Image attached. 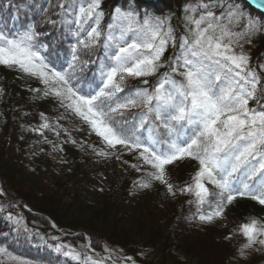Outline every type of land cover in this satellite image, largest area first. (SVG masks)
I'll return each mask as SVG.
<instances>
[{"label":"snow or ice","instance_id":"snow-or-ice-1","mask_svg":"<svg viewBox=\"0 0 264 264\" xmlns=\"http://www.w3.org/2000/svg\"><path fill=\"white\" fill-rule=\"evenodd\" d=\"M252 3L264 9V0ZM203 7V14L192 18L186 35L179 38L173 29L165 30L163 18L141 17L120 8L113 16L118 35H113L111 24L105 35L99 27L100 0H92L74 14L70 30L75 43L67 69H57L46 49L42 52L44 34L33 23L16 34L5 24L0 28V65L16 66L38 77L49 90L45 95H53L107 146H122L133 153L138 161L133 167L145 172L138 188L159 183L173 196L177 191L194 196L198 208L207 205L206 211L198 210L196 219L209 224L222 217L237 196L264 206V180L255 183L257 177H264V110L250 107V101L261 104L264 98L257 99L259 81L250 58L236 50L264 32V21L246 13L238 2L221 4L219 13ZM89 20L95 26L86 27ZM237 25L244 30L234 31ZM178 39L179 55L167 64L154 89L134 88L119 95L125 93L126 77H147L165 67L162 54L169 41L175 47ZM98 45L104 48V59L97 57L99 82L92 91L83 92L78 72L96 61L81 56H89ZM138 106L142 111L133 115L132 109ZM148 123L162 131L142 139L140 130ZM185 159L195 161L197 167L190 182L177 189L169 180L167 166ZM239 231L246 241L239 250L241 258L253 245L264 246V223L251 219Z\"/></svg>","mask_w":264,"mask_h":264},{"label":"trees","instance_id":"trees-1","mask_svg":"<svg viewBox=\"0 0 264 264\" xmlns=\"http://www.w3.org/2000/svg\"><path fill=\"white\" fill-rule=\"evenodd\" d=\"M188 1L165 0L163 4L151 7L137 0H100L99 11L103 15L99 27L107 35L108 25L111 24L113 35H118V23L113 16L115 9L120 8L123 11L138 12L141 17L148 14L163 18L165 30L173 29L179 38L186 35L189 21L204 12L202 6L208 5L219 13L221 4L237 2L246 13L264 21L263 16L256 14L240 0H203L204 5L197 2L192 7ZM91 2L92 0H0V19L4 20L6 17L5 22L12 29L11 32L25 30L28 23H33L36 30L44 34L40 37L44 46L42 52L46 49L45 54L57 69H67L71 45L75 43L70 30L74 27V14L82 6L87 8ZM46 20L56 21V24L46 23ZM90 26H95L94 20L87 21L86 27ZM259 37L261 41L250 61V67L259 81L257 99H262L264 32ZM178 45L179 39L175 47L169 41L161 57L165 67L155 74L141 78L126 77L125 93L119 95L124 96L134 88L154 89L162 81L167 64L179 55ZM103 52L104 48L98 45L89 56H81V59L96 61L83 72H78V83L83 92L92 91L99 82V63L104 59ZM98 56L100 60H97ZM144 80L148 83L145 84ZM46 91L49 90L38 77L24 73L16 66L0 65V188L6 197L19 200L25 205L26 227L36 246L35 250L25 247L26 252H31V258L61 264L63 258L52 252L58 246L50 240L52 237L69 241L73 246L83 244L87 238L90 248L99 255L113 254L112 260L99 259L100 262L97 263L85 261L82 264H132V261L135 264H185L180 256L195 257L197 246L217 247V244L212 243L214 225L201 224L196 219L198 210L206 211L207 205L198 208L194 196L181 194L179 191L169 197L165 194L164 186L159 183H154L149 189L138 188V183L145 179V172L133 167L138 164L136 157L122 146L112 148L120 158L113 181L108 189L97 190L93 176L100 167L93 162L92 155L103 140L82 120L61 107L53 95H45ZM250 107L264 110V102L257 104L255 100L250 101ZM51 109L58 110L64 124L88 134V140H76L73 146L65 147L69 157V171L59 174L53 170L50 149L60 144L63 136L45 140L32 132L33 126L43 122L42 113ZM141 111L142 108L138 106L132 109V114L136 115ZM159 131L151 123L140 130L142 139L159 135ZM35 140L39 141L42 151L37 156L28 158L25 156L27 147ZM167 167L170 182L179 189L190 182L197 164L185 159L175 161ZM261 180L264 177H257L255 183L258 185ZM206 186L210 191L213 190L211 185ZM163 196L170 212L166 228L154 220L156 201ZM224 216L230 226V254H234L240 252L246 242L239 226L251 219L264 223V206L249 197L237 196L226 208ZM55 228L61 233L55 232ZM197 229L208 232V238L205 236L206 239L196 242L198 238L190 234ZM76 230L81 233L72 235ZM15 244L16 241L12 243ZM140 245L141 249L138 248ZM248 251L252 254V264H264V246L253 245ZM210 264L225 263L218 257Z\"/></svg>","mask_w":264,"mask_h":264},{"label":"rangeland","instance_id":"rangeland-1","mask_svg":"<svg viewBox=\"0 0 264 264\" xmlns=\"http://www.w3.org/2000/svg\"><path fill=\"white\" fill-rule=\"evenodd\" d=\"M197 2L204 5L203 0H189L188 4L192 7L193 5L198 4ZM201 14H199V16ZM199 16L197 18H199ZM5 21H7L6 17L4 20L0 19V28H3L5 24L7 25ZM225 23H228V21H225ZM243 23H246V21H242V24ZM7 30L11 31L12 29L10 30V28L7 27ZM243 30L242 27H234V31ZM21 31H12V33L16 34ZM260 41L261 38L259 37V34H255L249 43H243L242 49L237 48L236 50L238 52L242 50L251 61L255 55V50L259 47L258 43ZM70 60L71 58L68 60V63ZM42 116L44 118L43 122L33 126L32 132L45 140L63 136V138H61V143L57 144L54 149H50V156H52V165L55 173L59 174L62 172H68L69 157L65 147L73 146V141L76 140L82 142L88 140V134L78 128L64 124L62 115L56 109L44 111ZM44 123H48L50 127L43 128L42 124ZM57 133H59V135H57ZM39 144L38 140L32 141L27 147L25 156L28 158L32 156L35 157L41 153L42 148ZM97 153L103 154L97 155ZM119 159L120 158L116 152L107 146L104 141H101L99 149L92 155L93 162L100 167L93 176L97 190L102 191L108 189V186L110 182L113 181L119 167ZM163 186L165 194L172 197L168 192L167 187L165 185ZM25 209L23 203L19 200H13L6 197L0 188V250H2L0 251V264H53L51 261L48 262L40 259H33L31 258V252H26L25 247L30 248V250H35L36 246L32 243V236L26 227ZM169 216L170 212L167 210L165 197L163 196L156 201L154 220L161 224L163 228H166L168 226ZM211 224L215 227V232L212 233V243L217 244V247L205 245L203 247L197 246L198 250L195 252V257L184 258V256H180V259L183 260L185 264H210L211 261L218 257H221L225 264H252V254L248 250L246 258H241L240 252H233L234 254H230L232 253L230 251L232 242L230 239H225L226 236H231L230 226L224 215ZM51 227L54 226L51 225ZM55 232L61 233L58 229H56ZM80 233V230H76L72 235H78ZM206 233L208 232L197 229L196 231L191 232L190 235H192V237H197L198 240H196V242H198L208 238ZM50 240L53 243H56L60 248L59 251H57V249H52V252L54 255L63 258L61 264H82L85 261L97 263L101 260H112L111 258L113 257L112 253H109L107 256H101L98 253H94L95 251L90 248L87 238L84 239L83 244H78L77 246H73L71 242L63 241L58 237H52ZM14 241H16V244L12 245ZM16 245L18 246L15 248ZM138 248L141 249V245Z\"/></svg>","mask_w":264,"mask_h":264},{"label":"water","instance_id":"water-1","mask_svg":"<svg viewBox=\"0 0 264 264\" xmlns=\"http://www.w3.org/2000/svg\"><path fill=\"white\" fill-rule=\"evenodd\" d=\"M137 1L145 6H151V7H155L156 5L163 4L165 2V0H137ZM240 1L248 5L256 14H259L264 17V9H260L256 7L255 4L252 3V1H248V0H240Z\"/></svg>","mask_w":264,"mask_h":264},{"label":"bare ground","instance_id":"bare-ground-1","mask_svg":"<svg viewBox=\"0 0 264 264\" xmlns=\"http://www.w3.org/2000/svg\"><path fill=\"white\" fill-rule=\"evenodd\" d=\"M248 1H252V0H248Z\"/></svg>","mask_w":264,"mask_h":264}]
</instances>
